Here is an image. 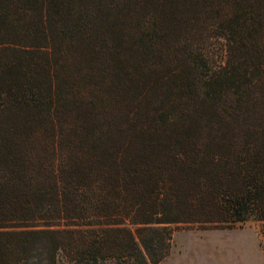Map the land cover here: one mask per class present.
Masks as SVG:
<instances>
[{
  "label": "trees",
  "instance_id": "trees-1",
  "mask_svg": "<svg viewBox=\"0 0 264 264\" xmlns=\"http://www.w3.org/2000/svg\"><path fill=\"white\" fill-rule=\"evenodd\" d=\"M250 218L264 0H0V264H158Z\"/></svg>",
  "mask_w": 264,
  "mask_h": 264
},
{
  "label": "rangeland",
  "instance_id": "rangeland-1",
  "mask_svg": "<svg viewBox=\"0 0 264 264\" xmlns=\"http://www.w3.org/2000/svg\"><path fill=\"white\" fill-rule=\"evenodd\" d=\"M169 253L158 264H264V221L250 218L232 227L181 223Z\"/></svg>",
  "mask_w": 264,
  "mask_h": 264
}]
</instances>
